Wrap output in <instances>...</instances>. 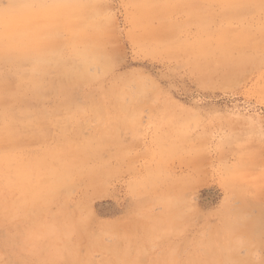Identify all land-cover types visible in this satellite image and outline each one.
Returning a JSON list of instances; mask_svg holds the SVG:
<instances>
[{
	"label": "rangeland",
	"instance_id": "1",
	"mask_svg": "<svg viewBox=\"0 0 264 264\" xmlns=\"http://www.w3.org/2000/svg\"><path fill=\"white\" fill-rule=\"evenodd\" d=\"M14 1L98 60L45 98L0 60V264H264V0Z\"/></svg>",
	"mask_w": 264,
	"mask_h": 264
},
{
	"label": "bare ground",
	"instance_id": "2",
	"mask_svg": "<svg viewBox=\"0 0 264 264\" xmlns=\"http://www.w3.org/2000/svg\"><path fill=\"white\" fill-rule=\"evenodd\" d=\"M12 5L13 7L11 8L10 7H6V8L0 7V60L11 61L12 66L16 72L19 83L25 82L27 85L26 87L28 89H31L34 92V94L42 98H45L46 94L48 93L47 91L49 89V83L46 84V81H47V77L51 75V71H52L51 67H53L54 70H56L57 75L59 74L60 76L63 75L65 77V78L63 77L59 78L60 80L61 79L66 80L65 83L61 80L63 82L62 85L65 84L63 87L60 83L61 81L60 82L58 81L62 87V90H63L62 92H64L62 93V95L64 96H67V92H69L70 89H73V87L77 86L78 84L80 85L81 83L88 81V79L89 80L91 79L87 68L89 67L91 62H96L98 60V57L96 53H93L91 50H89V46L85 48L84 50L74 51L73 54L77 57L76 61L72 59L73 54L72 56H69V57H65L64 55H62L61 50L64 47L63 45L59 44L60 46H58V48L61 46L63 47H61V49L56 53L55 51H57L58 48L56 50L53 49V47H56V45L49 46L50 44L47 43L48 42L47 39H50L53 36H49L45 38L44 36H42V33L44 31H48L50 29L51 31H53L52 30L53 27L51 26L53 22L51 20H48L49 26H43V24L39 23L40 18L38 17L40 15H43L42 9H41V12H36V11H33L32 7L28 5L19 6L18 3L15 1L12 2ZM51 7L58 8V6L57 7L51 6ZM56 10L58 9H55L52 11L55 12ZM61 16H63L66 23L69 21L67 20L66 13L62 12ZM69 26H73V23L70 22ZM73 42H76V41H73ZM41 46H43V48ZM1 62L3 61H0V63ZM27 63H29L32 66L31 68L34 69V71L32 70V72H34V75L30 79V82L25 81L26 74H27L26 70L29 68V67H26ZM18 88L20 90L21 87L19 86ZM64 105L67 107H72V105L67 101H64ZM7 110H9V108ZM14 112L15 110L11 112L9 111L7 112L9 113V116H6L9 119V122L7 121L8 122L7 127L10 126L11 124L14 125L15 121L17 122L18 117L14 114ZM23 118L25 119V116H23ZM32 118L34 121L33 116L31 117V119ZM14 127L15 126H13V128ZM8 137L9 136H7V138ZM64 168L68 169L69 167L68 168L63 167V169ZM67 171L68 170H66V172ZM55 173H54V176H55ZM57 174L58 173H56V175ZM59 175H62V174L60 173ZM59 175L52 177L55 179L57 177V179L56 180L54 179V182L51 181L53 182L52 184L50 183L51 185L48 184L49 187L47 188H49V191H56L61 185L62 179L61 177H59ZM63 175H65L64 172H63ZM257 223L258 222L254 220L251 222H248L247 230L250 229L249 227H252L256 225ZM232 238L233 237H231V239ZM230 241L232 242V240ZM234 242H235V245L228 244L230 247V248L228 247L229 248L228 251L227 250L225 251V248H224V251L223 250L215 251V249L214 251L212 250L211 252H209V254H207V257L205 260H209L208 261L209 264H223V263L231 264V261L235 258V251H236L235 249L237 248L236 240H234ZM109 250L111 251L112 263L106 262L103 264H124V262L132 263L134 260L138 261V259H136L138 258L137 255L133 257L132 255H130V253L122 251V249L119 248L118 246H114L110 248ZM208 262L205 261V263L207 264ZM201 263L202 261L199 259L197 260V258L193 260V264H201ZM239 263L244 264L243 261ZM89 264H92V263H89Z\"/></svg>",
	"mask_w": 264,
	"mask_h": 264
}]
</instances>
